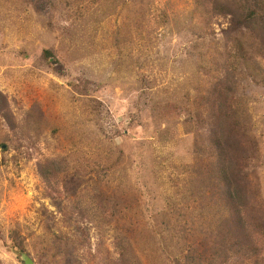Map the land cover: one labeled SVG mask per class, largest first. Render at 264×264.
I'll use <instances>...</instances> for the list:
<instances>
[{
  "label": "rangeland",
  "instance_id": "rangeland-1",
  "mask_svg": "<svg viewBox=\"0 0 264 264\" xmlns=\"http://www.w3.org/2000/svg\"><path fill=\"white\" fill-rule=\"evenodd\" d=\"M208 10L0 0V94L17 126L0 115V264H174L227 214L207 146L226 119L245 217L264 214V30ZM243 258L229 264L264 251Z\"/></svg>",
  "mask_w": 264,
  "mask_h": 264
},
{
  "label": "trees",
  "instance_id": "trees-1",
  "mask_svg": "<svg viewBox=\"0 0 264 264\" xmlns=\"http://www.w3.org/2000/svg\"><path fill=\"white\" fill-rule=\"evenodd\" d=\"M231 2L234 3L233 6L224 0H207L209 3L208 11L214 15L225 17L230 27L237 28L255 22L258 28L264 30V0H231ZM237 3H239L238 9L232 10L231 8L235 7ZM225 105V102L221 104V116ZM0 115L11 131L15 127L17 128L16 119L9 111L6 99L1 94ZM36 121L34 119V123H32L35 125ZM228 121L226 119L223 122V130L217 132L218 139L212 140L210 145L207 144L215 152L214 159L212 157L214 163L209 181L219 188V196L226 206L227 214L216 223L215 229L207 232L208 235L203 238L200 246H195L192 243L182 245L180 254L183 257L172 260L174 264H229L231 259L237 255H240V258L245 257L243 258L245 263L254 259L255 263L264 251L263 211L262 215L255 216L254 224L249 220L250 224L249 218L245 217V215L247 216L244 213L246 200H243V196L248 189V179L238 164L234 152L229 149L228 143L222 144L224 140H227L225 135ZM55 165L56 161L51 159L48 162L39 163V172L47 183L57 181ZM61 174L63 173L61 172ZM82 217H84L83 209L79 214V218ZM7 249L15 254L24 252L22 244L12 239L7 244ZM196 251L203 253V255L196 256ZM119 264H126V261Z\"/></svg>",
  "mask_w": 264,
  "mask_h": 264
},
{
  "label": "water",
  "instance_id": "water-1",
  "mask_svg": "<svg viewBox=\"0 0 264 264\" xmlns=\"http://www.w3.org/2000/svg\"><path fill=\"white\" fill-rule=\"evenodd\" d=\"M24 264H32V261L29 258H25Z\"/></svg>",
  "mask_w": 264,
  "mask_h": 264
}]
</instances>
